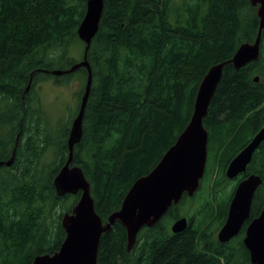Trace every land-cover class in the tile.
<instances>
[{
    "label": "trees",
    "instance_id": "16d2710c",
    "mask_svg": "<svg viewBox=\"0 0 264 264\" xmlns=\"http://www.w3.org/2000/svg\"><path fill=\"white\" fill-rule=\"evenodd\" d=\"M104 2L100 28L88 53L94 77L73 164L84 170L96 210L106 221L121 207L133 183L157 165L188 125L209 68L232 58L243 42H253L259 20L250 0ZM86 6L87 0H0V112L4 95L8 124L15 121L14 97L25 90L32 70L34 90L44 75L53 74L51 70L79 61L66 68L54 66L67 60L77 43L84 55L78 27ZM77 71L84 74L80 104L88 71ZM54 76L66 83L74 72ZM38 103L33 99V127L40 131L44 126L43 137L33 134V150L21 149L14 165L0 171V264H33L37 255L57 252L66 238L62 216L80 197V193L59 196L54 185L69 156L73 119L52 138L55 130L43 110L36 109ZM23 115L24 111L16 120L22 121ZM2 119L0 113L1 123ZM258 122L264 123V31L258 61L224 69L204 119L209 145L215 136L222 145L241 124L247 129ZM1 141L0 160L9 151L8 140L2 146ZM50 154L55 169L45 174ZM191 198L185 194L180 203ZM180 203L168 212L174 221L183 216L177 209ZM211 208L206 201L187 215L190 227L182 233H173L162 219L143 228L131 251L126 229L117 221L101 237L98 264H222L223 260L234 264L241 252L248 253L241 240L222 243L213 236L208 229ZM195 221L203 225L200 230Z\"/></svg>",
    "mask_w": 264,
    "mask_h": 264
},
{
    "label": "water",
    "instance_id": "95a60500",
    "mask_svg": "<svg viewBox=\"0 0 264 264\" xmlns=\"http://www.w3.org/2000/svg\"><path fill=\"white\" fill-rule=\"evenodd\" d=\"M256 8L259 20L258 34L253 42H243L232 58L214 64L202 79L197 91L190 122L177 140L164 153L157 165L146 175L138 178L126 194L119 209L109 214L106 221L97 212L91 183L84 170L73 164L74 148L83 136L84 117L93 84V70L88 60L92 41L97 35L103 16L104 0H87L85 15L78 27V36L84 42L83 59L66 69H53L54 75L73 73L81 68L88 71L85 90L78 111L72 121L68 137L69 156L54 178L59 196L78 194L80 197L70 212L62 216L66 238L60 249L51 254H39L33 264H98L101 237L112 230L117 221L125 227L128 250L131 251L139 233L145 227L155 226L183 196H194L201 186L208 160L210 133L204 125L209 107L222 80L224 69L231 64L236 69L258 61L264 31V0H250ZM260 76L255 77L259 81ZM30 84L27 86L29 89ZM264 138L262 129L253 141L231 162L228 174L233 176L245 169L253 151ZM16 151L9 160L1 161L8 166L15 162ZM262 183L258 175L241 182L231 202L229 218L218 232V240L228 242L236 236L249 216L251 201L256 188ZM189 227L186 216L179 217L171 226L173 233H182ZM244 243L250 251L252 264H264V211L247 228Z\"/></svg>",
    "mask_w": 264,
    "mask_h": 264
},
{
    "label": "flooded vegetation",
    "instance_id": "af4514ba",
    "mask_svg": "<svg viewBox=\"0 0 264 264\" xmlns=\"http://www.w3.org/2000/svg\"><path fill=\"white\" fill-rule=\"evenodd\" d=\"M30 84L29 89L27 90V86ZM20 101V104L17 102ZM7 101L3 95V108L1 109L2 121L0 122V140L1 146L5 144V141L8 140V153L5 158L1 159V161H6V159H10L16 151V157L20 154L21 149L27 152L28 148L33 150V70L30 72L29 82L26 85L24 91H21L14 97L13 100V118L14 122L8 124L6 119V110L5 105ZM24 111V115L22 116V121L16 120L17 117ZM27 120V122L23 121V119ZM242 125V124H241ZM238 127L237 133L235 135L231 134L226 138V142L222 144V149L226 152L224 154V160L221 168V178L216 177V179L212 182L211 191L214 198V204L211 208V218L216 220L219 224V230L222 226L227 222L230 213L231 202L234 198L235 191L239 184L246 179H248L252 175H258L262 179V183L256 188L249 210V216L244 221L239 233L234 236L231 240L226 243H231L234 240H241L245 246V249L248 253V257L250 260V251L246 247L244 243V238L246 236L248 226L258 217H260L264 211V138L258 145V147L253 151L251 160L247 163L244 170L238 172L237 174L230 176L228 174V169L230 167L231 162L237 157L256 137V135L264 129V123L258 122L257 125L252 128L245 129L244 126ZM218 144V143H217ZM221 145H218L220 147ZM210 147H208V158L210 153ZM6 152V151H5ZM33 157V155H32ZM16 161V159H15ZM208 163V160H207ZM14 163L10 166L6 164H2L0 166V171L5 172L8 167H12ZM6 169V170H3ZM207 169V167H206ZM206 173V172H205ZM217 183V184H216ZM202 184V180H201ZM201 188V187H200ZM199 188V189H200ZM197 193V192H196ZM189 219V218H188ZM212 224V222H211ZM190 227V220H189ZM218 232L216 233V237L218 236ZM213 234V232H212ZM218 239V238H217ZM243 255V254H241ZM251 261V260H250Z\"/></svg>",
    "mask_w": 264,
    "mask_h": 264
},
{
    "label": "rangeland",
    "instance_id": "374dc122",
    "mask_svg": "<svg viewBox=\"0 0 264 264\" xmlns=\"http://www.w3.org/2000/svg\"><path fill=\"white\" fill-rule=\"evenodd\" d=\"M175 1L179 4L182 3V0ZM82 54L83 46L80 43H77L75 50L69 52L67 60L55 63L54 66L58 68H66L70 65V62H75L78 60L80 61L83 56ZM83 76L84 74L81 71H76L74 72V76L71 81L66 83H59L56 81L57 78L53 74H46L43 76V80L36 84L35 89L33 90V99L39 100V103L35 107L36 109H40L41 111L43 110L44 118L53 126L55 132H52V138H57L62 133L63 129L70 124L73 117H75L79 106L78 93L81 90L84 81ZM66 78L64 80H66ZM213 129L215 131L218 130L215 128ZM43 132H45L44 126L40 131H38L35 126L33 127V134L36 133L38 136L41 135V137H43V135L41 134ZM218 142L219 140L215 136L214 140L210 144L211 147L207 163V169L204 178L202 179L201 188L193 196V198L187 199L182 204L180 203L177 208L178 212L180 214H183V216L193 215L194 212L200 210V208H203L206 201L211 202L212 205L214 204L215 200L212 195L211 185L212 182L216 179V177L219 176V178H221V168L224 160V154H226V152L222 149V145L218 147ZM45 161L47 165L45 167L44 173L51 174L55 169L54 154L48 155ZM207 197L209 200H205ZM209 216H211L210 213ZM208 218L209 217L207 216L204 220ZM162 221L167 228H170V226L174 222V216L172 215V213H167L162 218ZM211 221L212 224L208 227V229L213 232V236H215L218 232L217 228L219 224L216 220L212 218H210L209 222ZM202 226L203 225L199 221H195L196 229L200 230ZM241 253L243 255L237 256V262L234 264L251 263L246 252ZM222 264L229 263H226L223 260Z\"/></svg>",
    "mask_w": 264,
    "mask_h": 264
},
{
    "label": "bare ground",
    "instance_id": "6f19581e",
    "mask_svg": "<svg viewBox=\"0 0 264 264\" xmlns=\"http://www.w3.org/2000/svg\"><path fill=\"white\" fill-rule=\"evenodd\" d=\"M29 244V243H28Z\"/></svg>",
    "mask_w": 264,
    "mask_h": 264
}]
</instances>
